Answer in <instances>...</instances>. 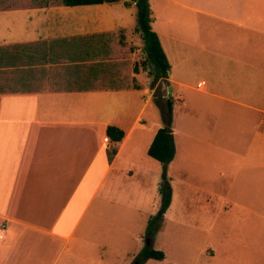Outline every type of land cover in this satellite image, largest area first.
Instances as JSON below:
<instances>
[{
    "label": "crops",
    "instance_id": "0c3cea01",
    "mask_svg": "<svg viewBox=\"0 0 264 264\" xmlns=\"http://www.w3.org/2000/svg\"><path fill=\"white\" fill-rule=\"evenodd\" d=\"M149 2L152 30L171 65L169 77L158 81L173 87L177 104L194 106L191 124L210 132L208 152L227 166L236 212L248 204L260 212L264 0H160L161 11ZM116 3L95 5L88 16L62 0H0V264H94L92 254L104 264L117 246L91 247L85 237L72 246L76 228L66 229L79 207L129 200L160 175L161 163L148 151L164 125L145 119L159 82L139 66L127 35L119 37L124 29L109 20ZM203 101L211 106L207 115ZM109 127L124 132L121 142L109 138ZM173 134L168 170L177 161L187 169L178 136L197 145L206 140L189 130ZM150 261L158 260L144 264Z\"/></svg>",
    "mask_w": 264,
    "mask_h": 264
},
{
    "label": "rangeland",
    "instance_id": "374dc122",
    "mask_svg": "<svg viewBox=\"0 0 264 264\" xmlns=\"http://www.w3.org/2000/svg\"><path fill=\"white\" fill-rule=\"evenodd\" d=\"M128 1L131 0H119L114 4L109 12V20L115 21L119 28L124 29L119 30V37L123 38L124 33L127 35L132 51H137L141 58L139 66L148 71L150 77L155 78V66L147 59L145 41L139 30L138 8L135 5L126 7L125 3ZM159 1L154 0L157 11L162 10V6L157 4ZM54 2L59 3L60 0ZM71 9L88 16L98 11L94 6ZM155 80L156 83L159 82ZM158 84L157 100L153 99L145 119L153 118L165 127L164 115L168 108L169 87L163 81ZM173 98L174 124L171 129L189 130L198 139L207 142L197 145L194 139L185 142L178 136L179 153L182 149L187 151V169H183L181 162L177 161L167 171V181L172 189V203L163 219L155 223L152 233L149 234L148 227L163 205L160 188L164 166L161 164L158 170L160 175H154L156 179L147 183L137 194L133 193L129 200L127 197H117L113 198L114 202L103 204L96 199L87 210V205H81L76 219L66 229L70 233L76 228L72 246L84 237L91 241V247H101L104 244L117 246V250L108 251L110 254L104 259V264H125L127 260L128 264H139L141 254L147 247L165 254L163 261H150L148 264H264V204L260 212H250V209L259 208L255 204H248L247 209L236 212L238 205L232 206L236 196L228 193L226 189L227 166L224 161H220V165L215 163L208 152L211 148L210 132L205 127L198 128L197 123H190L192 116L189 111L194 110L192 104L180 106L177 98ZM208 104L209 101H203L201 105L203 115H207L211 107ZM139 110L140 107L134 109L133 115L137 116ZM217 194H220L222 202L218 206L213 202L217 199ZM99 213L105 219L95 221L93 218ZM92 221V231L86 235V229ZM93 257L94 254L90 260L99 264L100 259Z\"/></svg>",
    "mask_w": 264,
    "mask_h": 264
},
{
    "label": "trees",
    "instance_id": "16d2710c",
    "mask_svg": "<svg viewBox=\"0 0 264 264\" xmlns=\"http://www.w3.org/2000/svg\"><path fill=\"white\" fill-rule=\"evenodd\" d=\"M118 1L119 0H62L63 4L69 7L95 6L116 3ZM132 5L138 8L139 30L146 42L147 59L155 66V78L157 80L167 79L169 77L171 65L161 45L158 34L152 30L151 25L155 21V16L151 10L150 2L149 0H131L125 3L126 7H131ZM135 71H138V67L135 68ZM172 106L173 100L171 99V112H169V108H167V112L164 115L166 126L158 131L148 151L150 157L164 166L163 183L160 188L163 205L158 216L153 219L148 227L149 234L152 233L155 223L163 219L172 200V189L169 181H167L168 165L173 161L176 154L174 134L171 129ZM107 131L109 138L116 143L121 142L124 138V132L118 128L109 127ZM149 259L163 261L165 259V254L162 251H156L151 247H147L141 254V261L139 264H143Z\"/></svg>",
    "mask_w": 264,
    "mask_h": 264
},
{
    "label": "water",
    "instance_id": "95a60500",
    "mask_svg": "<svg viewBox=\"0 0 264 264\" xmlns=\"http://www.w3.org/2000/svg\"><path fill=\"white\" fill-rule=\"evenodd\" d=\"M172 99V88L169 87V95H168V108H169V112H171V108H170V101Z\"/></svg>",
    "mask_w": 264,
    "mask_h": 264
},
{
    "label": "built area",
    "instance_id": "2783aa9c",
    "mask_svg": "<svg viewBox=\"0 0 264 264\" xmlns=\"http://www.w3.org/2000/svg\"><path fill=\"white\" fill-rule=\"evenodd\" d=\"M105 142H110V139L109 138H105Z\"/></svg>",
    "mask_w": 264,
    "mask_h": 264
}]
</instances>
